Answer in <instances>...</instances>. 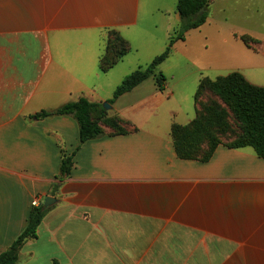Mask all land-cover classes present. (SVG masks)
<instances>
[{"label": "crops", "instance_id": "crops-1", "mask_svg": "<svg viewBox=\"0 0 264 264\" xmlns=\"http://www.w3.org/2000/svg\"><path fill=\"white\" fill-rule=\"evenodd\" d=\"M263 4L211 0L207 21L158 67L164 90L151 77L111 104L132 128L102 124L103 135L81 142L72 116H32L80 97L111 100L179 30L177 0H0V254L33 201L51 197L17 264H264V158L220 144L207 160L185 159L172 135L195 119L202 77L237 71L264 87L261 16L244 15L260 30L230 17ZM110 30L131 50L102 72ZM63 156L72 168L61 179Z\"/></svg>", "mask_w": 264, "mask_h": 264}, {"label": "trees", "instance_id": "trees-1", "mask_svg": "<svg viewBox=\"0 0 264 264\" xmlns=\"http://www.w3.org/2000/svg\"><path fill=\"white\" fill-rule=\"evenodd\" d=\"M211 0H177V11L181 17L179 30L173 33L166 49L156 56L146 66H140L126 75L115 89L113 98L108 101L112 104L121 95L130 92L136 86L149 78H154L157 87L164 90L167 78L158 71V67L169 57L170 52L178 40H184L188 31L202 26L208 17V7ZM205 9L202 14L196 13ZM241 39L250 45V37L244 35ZM131 50L129 43L116 30L107 34L104 53L99 62V68L106 72L114 67ZM214 94L224 101L234 117L242 126V134L232 143H223L216 139L214 123H208L212 116L217 114L221 107L215 101L201 104L196 107L195 119L187 125L175 124L172 129L173 141L179 157L185 159L207 160L220 144L229 147H253L260 157L264 158V87L250 83L240 72L234 71L216 79L202 77L196 94L195 105L200 95ZM56 115H70L79 125L80 141L85 142L104 134L102 124L118 127L112 131L115 134L124 133L123 124L131 123L117 115L108 116L103 103L92 102L86 97H80L52 110H42L32 118L40 119ZM211 122V121H210ZM72 168L71 157L63 156L59 178L67 176ZM43 205L31 209L28 224L13 243L0 254V264H17L19 252L24 243L37 237V231L46 213Z\"/></svg>", "mask_w": 264, "mask_h": 264}, {"label": "rangeland", "instance_id": "rangeland-1", "mask_svg": "<svg viewBox=\"0 0 264 264\" xmlns=\"http://www.w3.org/2000/svg\"><path fill=\"white\" fill-rule=\"evenodd\" d=\"M260 7H261V10H255V11L254 10H248V9H241V7H238L234 11V15L230 16V17H233V19H234L231 21L233 23H238L239 26L242 28H247V29H254L255 28L256 30H260V29H258V25L254 26L253 23L250 20L246 19V17L244 16V15H247L249 13L256 12V16H257V14L259 16H261L262 24H263L261 27V30H262V35L264 36V4L260 5ZM156 17L157 16H155V18ZM161 20L162 19L159 18L158 23H160ZM195 29H197V28H195ZM250 39H251V41L249 44L251 46L252 45H259L260 41L255 40L251 37H250ZM178 41H180V40H178ZM181 41H183V40H181ZM212 100L215 101L221 107V109L218 111L217 114L212 116V119H214V120H209L208 123L211 124L210 129L212 128L213 123H214L215 124L214 130H215V134L217 136L216 139L220 142H223V143H232L237 137H239L242 134V126L238 122V120L234 117L231 110L224 103V101L212 93L211 94L209 93L206 96H203V94H202V95H200V97L198 98V101L196 102V107L199 110L201 104H203L207 101H212ZM104 102H106V101H104ZM106 103H108V102H106ZM109 110H107L108 116H113L109 113ZM103 125H105V124H103ZM123 125H124V127H123L124 129L131 128L130 125H128V124H123ZM105 126L108 127L109 131H114V130L118 129V127H110L109 125H105Z\"/></svg>", "mask_w": 264, "mask_h": 264}, {"label": "water", "instance_id": "water-1", "mask_svg": "<svg viewBox=\"0 0 264 264\" xmlns=\"http://www.w3.org/2000/svg\"><path fill=\"white\" fill-rule=\"evenodd\" d=\"M204 10H205V9H201V10H199V11L196 13V16H199L200 14H202V13L204 12ZM103 106H104V108H105L106 110L111 109V104H109V103L104 102V103H103ZM53 200H54L53 198H51V197H47V198L45 199L43 205H44V206H48L51 202H53Z\"/></svg>", "mask_w": 264, "mask_h": 264}, {"label": "built area", "instance_id": "built-area-1", "mask_svg": "<svg viewBox=\"0 0 264 264\" xmlns=\"http://www.w3.org/2000/svg\"><path fill=\"white\" fill-rule=\"evenodd\" d=\"M33 205H34V206H37V205H38V201H37V200H34V201H33Z\"/></svg>", "mask_w": 264, "mask_h": 264}]
</instances>
